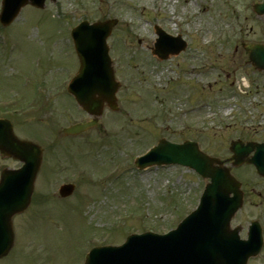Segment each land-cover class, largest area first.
Returning <instances> with one entry per match:
<instances>
[{
    "label": "rangeland",
    "instance_id": "1",
    "mask_svg": "<svg viewBox=\"0 0 264 264\" xmlns=\"http://www.w3.org/2000/svg\"><path fill=\"white\" fill-rule=\"evenodd\" d=\"M256 1L260 0H178L173 10L167 7V0H56L47 1L42 10L25 6L12 26L0 25L2 44L6 36L3 54H0V95L13 96L18 92L16 98L24 96L29 107L34 101L35 108H30L34 111L22 119L17 129L35 130V137L43 144L48 137L54 136L56 128L89 118L59 90L61 83L65 84L64 76L75 74V62L67 58L75 59L68 41L70 29L79 21L107 17L119 19L109 41L118 75L125 83L118 93L119 111L111 112L105 108L99 119L101 128L86 131L69 142L68 148L72 147L69 178L78 183L72 198L65 204L53 197L54 186L63 179L62 173L55 174L54 181L48 185L43 184V177L46 171L53 169L52 165L59 169L57 158L59 155L64 157L66 152L57 154L55 148L52 153L48 149L45 168L39 177L41 184L37 200L47 203L45 212H53L54 217L45 221L44 214L39 212L36 232L31 229L36 242L21 239L20 246L15 245L17 249L13 250L16 253L5 260V264H79L86 246L117 244L131 232L152 230L163 233L174 227L178 219L193 207L200 180L178 166L137 170L133 165L134 157L160 137L178 139L176 129L165 127L161 120L148 119L159 109L151 105L154 103L149 101L150 89L143 85L151 66L140 52H146L145 42L154 37L152 22L165 24L171 32H176L183 20H191L193 32L188 33L191 32L193 37H187L195 41V45L201 47L206 42L219 40L230 42L227 50L210 49L209 55L216 67L220 63H242L246 56L240 46L233 51L234 42L264 43L263 18L256 16L251 8ZM119 39L128 42L126 52L122 51L124 46L116 45L115 41ZM69 51L72 54H68ZM244 68L247 77H241H245L248 84L250 82V89L264 90V73L259 82V74L248 65ZM215 81L211 79L213 92L219 85H227L224 79L218 80V85ZM199 89H207L206 84L201 83ZM229 103L233 100L230 99ZM170 105L176 107L174 103ZM149 108H153L152 111ZM206 111L205 108L202 114L207 117L209 113L215 123L226 113ZM247 114L253 112L247 111ZM170 117L168 115L167 120ZM143 119L149 122L141 123ZM169 123L174 125L176 118ZM233 130V127L225 129L222 125L211 130L203 129L208 142L224 148L230 138L235 137L237 132ZM2 164L15 166L17 163L2 160ZM116 174L117 179L107 180L106 175ZM23 229L27 227L18 228V237L20 233L22 236Z\"/></svg>",
    "mask_w": 264,
    "mask_h": 264
},
{
    "label": "water",
    "instance_id": "2",
    "mask_svg": "<svg viewBox=\"0 0 264 264\" xmlns=\"http://www.w3.org/2000/svg\"><path fill=\"white\" fill-rule=\"evenodd\" d=\"M45 0H3L0 21L3 25L9 24L19 12L20 8L29 3L35 7H43ZM257 13L264 14V0L256 4ZM115 20L95 23L87 26L82 22L74 29L75 48L80 61L78 74L69 85V91L75 96L78 103L90 114H101L102 105L106 102L114 109V93L117 85L113 81L111 61L107 53L105 38L109 34ZM252 62L264 69V47L262 45H250L246 47ZM93 120L88 123L75 124L66 129L65 133L75 134L95 125ZM163 141L146 155L137 158L136 164L144 167L160 163H180L187 165L199 173L209 174L213 185L217 184L227 175L207 173L206 165L211 161L190 159L186 150L177 145H163ZM0 151L2 155L12 156L24 161L21 170L24 175L33 181L40 160V149L28 141L18 140L9 126L0 125ZM257 167L260 169L256 162ZM205 166V167H204ZM219 183V182H218ZM228 181L219 186H225ZM236 187V186H235ZM235 187H228L236 192ZM63 195L72 192V185H64L61 188ZM225 192L228 189H223ZM32 191V183L24 189L27 194L20 208L22 210L29 202ZM205 200V199H204ZM238 204L230 207L225 204H211L209 201L201 202L199 209L186 217L175 230L164 235L150 232L141 235H132L126 242L118 247L103 246L92 249L87 255L85 264H245L249 253L238 241L234 233L228 231V223ZM15 211L8 212V217ZM8 218V220H9ZM10 227V221H8ZM11 236L7 244L2 248L6 250L10 246ZM234 250L228 253V250ZM2 252V251H0Z\"/></svg>",
    "mask_w": 264,
    "mask_h": 264
},
{
    "label": "flooded vegetation",
    "instance_id": "3",
    "mask_svg": "<svg viewBox=\"0 0 264 264\" xmlns=\"http://www.w3.org/2000/svg\"><path fill=\"white\" fill-rule=\"evenodd\" d=\"M177 57L179 58L177 67L180 70L182 77H179L176 85L170 86V89H176L177 110L179 111L177 121L179 122V127L182 132H189L194 140H197L199 143H205L206 148H204V151L206 153L213 156H219L222 160L227 162V165L231 166V172L240 182L243 197L242 207L235 215L234 224L240 227L239 234L243 239H247L249 226L253 223L252 221L257 222L258 227L260 222L263 232L262 249L257 255L249 258L247 264H264V173H258L252 165L247 163H242L239 166H232L229 158L232 156L230 147L233 139H231L226 148H224L223 145L219 146L208 142L207 135L202 129L209 127L212 121L199 120L201 112L204 111L203 109L206 106L208 107V110L211 111L209 109V101L207 100L206 104H201V102L206 100L202 99L201 101V97H207L208 99L214 97V92L211 88L202 90L199 89V80L206 79L208 74L206 73L201 75L198 67L200 61L199 54H195L193 49L187 48L180 56ZM221 70H223L224 74L227 72L225 74L227 77L231 75L235 76L237 63L234 62L230 66L226 65L225 68H221ZM194 76L198 78V83L194 79ZM206 84H208L209 87L211 86L208 81ZM233 84L234 80L232 79L230 81V85ZM220 91L222 90L220 89ZM248 93H250V96H260L258 90L255 91V94H252V90H249ZM234 96L235 95H231V98ZM234 124H236V122H234ZM263 131L264 128L260 125V123H258L257 131L256 129L254 131V136L253 134L244 135L242 133L243 135L236 138V140L241 141L243 144L253 141L264 142V137L262 136ZM47 150L48 148L44 147V152ZM242 154H246L245 158L249 159L253 155V152H242ZM1 171L2 170L0 168V173ZM1 261L2 259H0V262Z\"/></svg>",
    "mask_w": 264,
    "mask_h": 264
}]
</instances>
